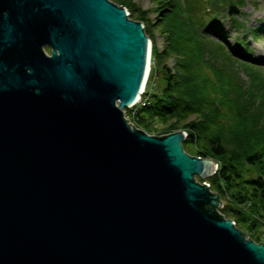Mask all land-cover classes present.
Segmentation results:
<instances>
[{"label":"water","instance_id":"95a60500","mask_svg":"<svg viewBox=\"0 0 264 264\" xmlns=\"http://www.w3.org/2000/svg\"><path fill=\"white\" fill-rule=\"evenodd\" d=\"M150 53L110 0H0V264H264L216 163L125 118Z\"/></svg>","mask_w":264,"mask_h":264},{"label":"trees","instance_id":"16d2710c","mask_svg":"<svg viewBox=\"0 0 264 264\" xmlns=\"http://www.w3.org/2000/svg\"><path fill=\"white\" fill-rule=\"evenodd\" d=\"M111 1L143 23L151 42L147 103L134 114L125 110L127 121L149 135L185 132L184 152L217 165L200 182L220 197V214L264 245V67L241 60L216 14L201 12L199 3L151 0L142 10L139 0ZM209 3V9L220 7L217 0ZM232 26L243 27L235 18ZM160 75L165 84L156 92L150 86Z\"/></svg>","mask_w":264,"mask_h":264},{"label":"rangeland","instance_id":"374dc122","mask_svg":"<svg viewBox=\"0 0 264 264\" xmlns=\"http://www.w3.org/2000/svg\"><path fill=\"white\" fill-rule=\"evenodd\" d=\"M187 1H190L193 4L199 3L198 6L201 12L207 9L210 11L209 14H213V13L216 14L219 22L222 25V29L225 33V36L228 38L227 40L228 43H230L232 48L241 55V60L245 59V61L248 63L264 67V0H217V4L220 5V7L219 8L216 7L214 9H212V5H211V9H209L210 7L209 1L211 2V0H187ZM231 1H235V2L238 1L240 3L239 4H236L234 2L231 3ZM136 2L139 4L142 10H147L152 6L151 0H139ZM113 3L120 6L115 2ZM230 6L236 7V9L238 10V13L236 15H231V16L228 15V9ZM150 17H152V15H150ZM234 18L239 23H241L243 27L234 28L232 26V20ZM251 30L254 31V35L252 34ZM155 38H156L155 39L156 45L160 50L162 45L161 38L159 36H155ZM241 39L245 41L244 43L245 45L242 43ZM246 52L249 53L247 56L245 55ZM169 65H171V63H169ZM242 77L245 79L244 76ZM164 84L165 81L160 75L159 77H156L153 80L150 87L151 89H154L156 92H159L163 89ZM134 108L130 109L132 111V114H134L133 112V110H135ZM196 179L198 183L203 184V182H200L199 178L196 177Z\"/></svg>","mask_w":264,"mask_h":264},{"label":"built area","instance_id":"2783aa9c","mask_svg":"<svg viewBox=\"0 0 264 264\" xmlns=\"http://www.w3.org/2000/svg\"><path fill=\"white\" fill-rule=\"evenodd\" d=\"M149 69H150V58H149ZM148 73H149V70H148ZM147 77H148V75H147ZM146 82H147V79H146ZM146 82L144 84V88L142 90V93L140 94V96L138 97L136 102L130 107V109L134 108V107H138V106H144L147 103V99L144 98L145 97Z\"/></svg>","mask_w":264,"mask_h":264},{"label":"bare ground","instance_id":"6f19581e","mask_svg":"<svg viewBox=\"0 0 264 264\" xmlns=\"http://www.w3.org/2000/svg\"><path fill=\"white\" fill-rule=\"evenodd\" d=\"M148 70H149V68L147 69V71H146V76H145V80H144V83H143V85H142V89H141V92H140V94L142 93V90H143V88H144V84H145V82H146V79H147V75H148ZM140 96V95H139ZM138 96V97H139ZM138 99V98H137ZM136 102V101H135Z\"/></svg>","mask_w":264,"mask_h":264}]
</instances>
